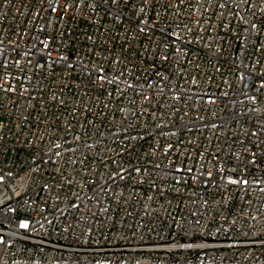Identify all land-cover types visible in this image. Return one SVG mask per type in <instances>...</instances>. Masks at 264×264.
<instances>
[{"label": "built area", "instance_id": "2783aa9c", "mask_svg": "<svg viewBox=\"0 0 264 264\" xmlns=\"http://www.w3.org/2000/svg\"><path fill=\"white\" fill-rule=\"evenodd\" d=\"M0 264H264V0H0Z\"/></svg>", "mask_w": 264, "mask_h": 264}]
</instances>
